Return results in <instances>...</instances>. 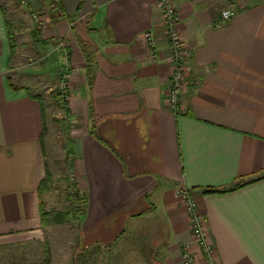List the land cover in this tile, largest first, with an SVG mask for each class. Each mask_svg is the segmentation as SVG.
<instances>
[{"label": "crops", "instance_id": "crops-1", "mask_svg": "<svg viewBox=\"0 0 264 264\" xmlns=\"http://www.w3.org/2000/svg\"><path fill=\"white\" fill-rule=\"evenodd\" d=\"M45 1L50 31L27 39H70V112L80 125L69 187L82 200L87 261L102 250L101 264H184L194 240L178 194L187 191L216 264H264V0H173L191 50L177 110L167 103L172 65L157 0ZM74 39L96 48L90 71ZM10 57L0 10V256L45 264V117L31 88L13 81ZM239 180L253 181L205 193ZM192 252L210 264L196 244Z\"/></svg>", "mask_w": 264, "mask_h": 264}, {"label": "rangeland", "instance_id": "rangeland-1", "mask_svg": "<svg viewBox=\"0 0 264 264\" xmlns=\"http://www.w3.org/2000/svg\"><path fill=\"white\" fill-rule=\"evenodd\" d=\"M47 3L45 0H28L27 3H22V0H0V7L6 13L1 8L0 10L6 26L9 22L15 35L16 50L14 59L11 60V77L17 85L29 86L33 95L41 96L46 107L45 154L50 179L45 184L43 207L45 211L55 210L64 213L74 209L75 203L70 201L72 199L69 196H74L78 192L69 187L73 178L69 155L73 148V145H70V142H73L72 132L77 133L80 119L70 112L73 105L71 98L75 94L71 85L73 65L68 46L70 39H27L31 31L36 36L42 33L48 35L52 15L49 9L52 5L47 9ZM88 40L74 39L81 48L83 42L92 45ZM59 92L62 93L61 99H58ZM51 224L53 226L47 230L45 238V264H49L50 261H53L52 264H101L102 250L93 253L88 261L85 258L83 252L85 242L80 221L74 220L71 216L70 220L65 219L60 224ZM192 239H195V236ZM211 243L212 252L208 257L214 261L212 257L214 244L212 241ZM188 244L193 246L196 242ZM13 254L15 258H21L20 253ZM106 256L107 253L104 251V257ZM111 256H114L113 252H110V259ZM0 258L6 262L4 264H10L11 257L6 256V252H2Z\"/></svg>", "mask_w": 264, "mask_h": 264}, {"label": "built area", "instance_id": "built-area-1", "mask_svg": "<svg viewBox=\"0 0 264 264\" xmlns=\"http://www.w3.org/2000/svg\"><path fill=\"white\" fill-rule=\"evenodd\" d=\"M28 0H22V3H27ZM157 5L162 12V27L164 28V33L169 41L170 53L168 56V61L172 65V75L170 86L167 89V103L170 108L177 110L181 107V91L184 84L187 83V66L188 61L191 56V50L185 44L183 37L179 31L178 17L176 12V7L173 0H157ZM234 11L226 9L222 12L225 20H230L234 16ZM149 44L154 43L153 35L150 32L146 33ZM185 82V83H184ZM178 194L186 202V210L190 220L191 230L196 242V245L200 251L209 255L212 252V243L208 237L205 218L198 211L197 204L194 199L185 191L178 192ZM187 244L183 252V262L184 264H198L194 253H191L192 247ZM210 264H216L211 260Z\"/></svg>", "mask_w": 264, "mask_h": 264}, {"label": "trees", "instance_id": "trees-1", "mask_svg": "<svg viewBox=\"0 0 264 264\" xmlns=\"http://www.w3.org/2000/svg\"><path fill=\"white\" fill-rule=\"evenodd\" d=\"M1 10L4 13H6L4 11V9L1 8ZM10 27H11L10 23L7 22V29H8L7 31H8V36H9L10 48H11V57H10L11 59L10 60H12L13 56L15 54V50H16V42H15V35L13 32V29H11ZM82 50H83V54H84V57H85V60L88 64V66H89V71H90V69L92 68V65L95 62V56H96L97 50L93 45H91L87 42H86V44H85V42H83ZM29 95L37 98L41 104L43 115L45 117V129H44V131L46 133L47 132V124H46L47 117H46V107H45L44 101H43L41 96L33 95L31 91H29ZM61 96H62V93L59 92L58 99H61ZM70 143H71L70 145H73L72 141ZM262 178H264V177H261L260 179H262ZM49 179H50V172L47 169V174H46L45 178L43 179V181L40 185V188H39L41 194L44 192L45 184H46L47 180H49ZM252 181L253 180H246V181L239 180V181H236L230 187H226L223 189H207L205 191V193H227V192H231V191H234V190H237V189L243 187L244 185H246ZM69 198L72 199V201H74V203H75V205H74L75 207L72 211H68V212H64V213H61V212H58L55 210L45 211L44 208L41 206V218H42L43 224H45V225H49L51 223L60 224L65 219L70 220L71 216H73L74 220L80 221L79 217L83 214L82 200H81V198L76 199L72 195H70Z\"/></svg>", "mask_w": 264, "mask_h": 264}]
</instances>
